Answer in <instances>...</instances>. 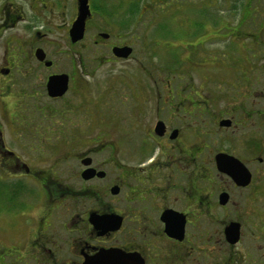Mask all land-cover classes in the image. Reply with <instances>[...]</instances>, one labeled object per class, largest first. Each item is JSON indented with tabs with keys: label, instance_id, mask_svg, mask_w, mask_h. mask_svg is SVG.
Segmentation results:
<instances>
[{
	"label": "flooded vegetation",
	"instance_id": "obj_1",
	"mask_svg": "<svg viewBox=\"0 0 264 264\" xmlns=\"http://www.w3.org/2000/svg\"><path fill=\"white\" fill-rule=\"evenodd\" d=\"M85 1L75 41L81 0H0V264H264V0L201 30L244 75L141 62L133 83L111 68L136 54L124 19L143 11ZM104 65L123 100L97 98Z\"/></svg>",
	"mask_w": 264,
	"mask_h": 264
},
{
	"label": "rangeland",
	"instance_id": "obj_2",
	"mask_svg": "<svg viewBox=\"0 0 264 264\" xmlns=\"http://www.w3.org/2000/svg\"><path fill=\"white\" fill-rule=\"evenodd\" d=\"M241 1L243 2L244 0H185L182 4L175 3L173 5L166 4L164 6L158 3L155 5L151 4L152 12H146L148 8H151L147 0H127V8L134 2L136 7L133 12L143 11V14L137 17L134 14L130 15L128 12L127 17L124 19L128 34L131 33L132 30H136L144 36L142 40H137L135 42L136 46L134 50L136 54L133 58L129 59L124 65L120 66L118 63L115 64L114 68H111L113 69V75H111V77L117 74L119 75V72H121L128 77L130 82H132L133 77L139 76L145 78L147 69L142 70L138 67L141 65V62L144 65L150 62H157L159 68L165 65L164 63H166L167 66H178L179 68L181 67L180 65H182L181 72L185 75L190 69L193 70L196 67L202 66L203 61L208 60L217 62L225 67L233 68L235 71L240 72V74L242 72L244 75V71H242V58L236 51V46L230 47V42L228 40H219L218 38L207 41L203 45V37H201V30L207 31V29L214 28L216 25H219L220 20L229 21L234 19L237 13L236 9ZM260 2H263V0H260ZM253 8L254 13L250 14L251 18L254 17L256 20L264 18V14L259 15L261 11L257 10L258 2L255 3ZM246 13H248V11H246ZM155 16H157L158 19L153 20ZM234 22L236 23V19H234ZM223 28H225V30L235 29L225 26H223ZM151 29L155 30L153 33L149 34V30ZM203 46L210 52L209 54L203 52ZM82 55L85 58L87 53H83ZM108 67L109 66L104 65L97 70V74L95 75L98 83L96 87V96L97 98L105 97L107 99L112 98L108 95L116 93L118 95L113 96V99L123 100L124 92L127 90H124V86L116 82L117 79L111 80L110 77H107V73L111 70L108 69ZM202 72V69H198L197 72L193 71L190 74V83L195 90H192V92L195 93L197 97L199 96L200 88L196 89V87L201 83ZM161 73H164V71L162 70ZM213 73L218 77L227 79L231 76L232 72L230 69L222 68L216 69ZM159 75L161 76V74H158V76ZM162 75L164 76V74ZM176 75L181 76L178 73H176ZM140 82L145 87L149 83H147L146 79ZM128 101L130 100H127V102ZM131 102L132 101L127 105H130ZM117 104L118 102H114L116 109ZM107 106H109L108 102ZM120 109L121 108H119V110ZM104 112L106 115L110 113L109 111ZM116 152L120 155L119 149H117Z\"/></svg>",
	"mask_w": 264,
	"mask_h": 264
},
{
	"label": "water",
	"instance_id": "obj_3",
	"mask_svg": "<svg viewBox=\"0 0 264 264\" xmlns=\"http://www.w3.org/2000/svg\"><path fill=\"white\" fill-rule=\"evenodd\" d=\"M87 11L88 10L86 6V1L81 0L79 20L77 19V21L74 23L73 28L71 30V36H73V40L75 41L81 39L83 36V21H84ZM120 51L122 52L121 54L122 57H126V55H128L131 52V49L124 48V49H120Z\"/></svg>",
	"mask_w": 264,
	"mask_h": 264
},
{
	"label": "trees",
	"instance_id": "obj_4",
	"mask_svg": "<svg viewBox=\"0 0 264 264\" xmlns=\"http://www.w3.org/2000/svg\"><path fill=\"white\" fill-rule=\"evenodd\" d=\"M129 7H130V11H134L136 5H135V3L133 2Z\"/></svg>",
	"mask_w": 264,
	"mask_h": 264
}]
</instances>
